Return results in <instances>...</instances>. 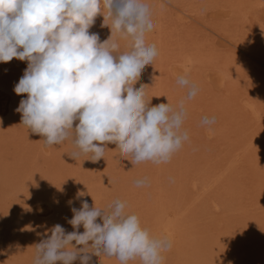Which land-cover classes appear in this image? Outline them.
Listing matches in <instances>:
<instances>
[{"label":"rangeland","instance_id":"obj_1","mask_svg":"<svg viewBox=\"0 0 264 264\" xmlns=\"http://www.w3.org/2000/svg\"><path fill=\"white\" fill-rule=\"evenodd\" d=\"M145 2L154 22L146 42L158 56L134 87L148 86L151 105H175L186 93L176 77L186 73L199 89L186 102L188 141L162 164L133 165L114 144L98 162L75 160L70 141L45 147L21 125L15 109L27 96L14 86L27 62L0 63V264H32L52 226L73 231L71 207L86 200L104 208L116 198L152 234L160 220H175L163 264H264V0ZM103 20L89 29L101 42L111 34ZM205 116L215 117L212 134ZM90 264L119 261L92 255Z\"/></svg>","mask_w":264,"mask_h":264},{"label":"clouds","instance_id":"obj_2","mask_svg":"<svg viewBox=\"0 0 264 264\" xmlns=\"http://www.w3.org/2000/svg\"><path fill=\"white\" fill-rule=\"evenodd\" d=\"M98 15L111 33L103 42L89 31ZM153 28L145 0H0V63L27 62L14 86L17 95L27 96L15 109L21 125L42 136L45 147L70 141L68 155L75 160L87 155L98 162L114 144L133 165L169 162L189 139L186 102L199 89L186 73L178 74L185 96L175 105H151L148 86L134 87L158 56L157 46L146 42ZM201 123L212 134L215 117ZM134 183L144 186L148 178ZM127 208L120 198L104 208L86 200L71 207L67 223L73 231L52 226L34 246L32 264H90L92 255L115 257L119 264H163L171 239L151 234Z\"/></svg>","mask_w":264,"mask_h":264},{"label":"bare ground","instance_id":"obj_3","mask_svg":"<svg viewBox=\"0 0 264 264\" xmlns=\"http://www.w3.org/2000/svg\"><path fill=\"white\" fill-rule=\"evenodd\" d=\"M160 221L161 222L158 223V227L156 225L157 228H154L156 230L154 231L153 235H155V236H167L171 239V242L173 244L175 236H176V234H175V231H176L175 230L176 229L175 220H170V219L165 218V219H162Z\"/></svg>","mask_w":264,"mask_h":264}]
</instances>
